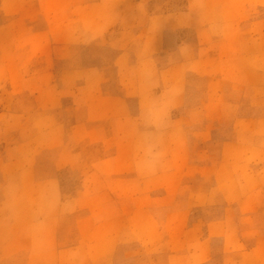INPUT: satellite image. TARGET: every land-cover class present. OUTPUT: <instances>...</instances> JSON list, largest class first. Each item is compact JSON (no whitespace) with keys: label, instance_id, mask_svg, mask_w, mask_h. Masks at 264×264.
I'll return each mask as SVG.
<instances>
[{"label":"crops","instance_id":"0c3cea01","mask_svg":"<svg viewBox=\"0 0 264 264\" xmlns=\"http://www.w3.org/2000/svg\"><path fill=\"white\" fill-rule=\"evenodd\" d=\"M260 8H264V0H186L181 10L149 15L135 66L128 63L126 51L114 60L124 94L102 90L106 80L102 73L93 96L99 103L88 99L84 104L87 112L119 120L125 118V108L128 111L123 104L126 98H136L140 109L150 110V97H156L158 109L185 108L191 74L210 78V96L184 115L143 120L142 129L146 125L147 133L141 130L120 136L125 143L120 140L114 154L101 159L93 170L96 176V172L109 173L108 185L102 184L110 189L104 197L108 207L104 206L103 214L94 209L77 213L75 228L63 237L60 184L54 178L37 181V150L13 145L8 161L12 165L22 162L16 173L23 178L20 183H0V187L13 188L0 198V260L6 257L4 260L13 259L16 264L25 254L22 264H117L119 244L134 242L136 246L126 257L128 264H212L217 256H222L221 264H264V197L258 195L264 188V98L260 95L264 93V21L254 14ZM168 28H193L195 43L183 41L168 52L163 45ZM158 54L173 60L158 66ZM209 55L216 59L215 74ZM121 60L126 69L132 66L124 75ZM123 76L134 79L131 86ZM228 85L258 94L250 99L251 113H240L237 102L230 135L219 146L220 160L197 163L190 154L187 126L201 125L199 131L210 128L198 132L204 136L202 140H208L220 118L217 111L229 106L214 100L212 93L225 95ZM85 87H77L76 94L81 95ZM45 130L50 133L52 128ZM135 140H152L154 145L147 150L142 142L141 150L134 152L127 143ZM207 180L212 183L204 188ZM117 182L125 193L121 202L128 203L132 211L127 214L134 223V229L124 230L121 238L115 231L117 211L113 208L117 195L112 189ZM94 186L101 187V183ZM80 193L76 191L72 200H79ZM6 203L10 211L5 210ZM93 203L100 204L97 195ZM194 208L204 212L195 215ZM87 219H91L89 224Z\"/></svg>","mask_w":264,"mask_h":264},{"label":"rangeland","instance_id":"374dc122","mask_svg":"<svg viewBox=\"0 0 264 264\" xmlns=\"http://www.w3.org/2000/svg\"><path fill=\"white\" fill-rule=\"evenodd\" d=\"M185 7L186 0H0V183H20L23 178H18L16 173L17 165L22 162L12 165L8 161L13 145L20 150L36 149V180L47 182L54 178L60 184V198L64 201L61 213L65 214L60 225V237L75 228L77 213L88 214L94 209L103 214L104 206L108 207V200L104 197L110 189L102 184L108 185L109 177L106 176L109 173L96 172V176L93 170L101 159L114 154L120 140L125 143L120 136L141 130L147 133L149 129L146 125L142 129L143 120L165 114L184 115L185 110L201 105L210 96V78L191 74L187 78L185 108L176 110L166 106L158 109L154 106L156 97H150L148 102L152 109L145 110L139 108L136 98H126L123 104L126 103L128 111L125 108V118L117 120L109 115L93 117L84 107L88 99L99 103L98 98L93 100V96L96 84L103 79L102 73L106 77L102 90L124 94L119 87L121 84L114 60L120 52L126 51L128 63L135 66L149 15ZM254 14L264 21V8L256 9ZM261 33L264 41V22ZM163 39L164 49L168 52L180 42L194 44L196 41L193 28L165 29ZM208 59L211 72L215 74L216 59L213 55H209ZM172 60L171 56H156L158 66H165ZM125 63L121 60V75L132 69V66L126 69ZM75 69L82 72H72ZM96 71L101 75H95ZM122 80L128 86L134 81L124 76ZM79 86H86L81 95L75 91ZM227 89L225 95L220 91L212 93L214 100L229 106L225 109L220 107L217 111L220 118L216 120L208 140H202L204 136H198V132H206L210 128L199 131L201 125L187 126L190 154L197 163L210 164L220 160L219 146L230 135L232 119L237 114V102L241 106L240 113H251L250 99L257 93L240 91L234 85L226 86ZM260 95L264 98V93ZM49 127L52 128L50 133L45 130ZM150 127H153L152 123ZM44 132L47 134L42 135ZM142 142L147 150L154 145L152 140H135L127 145L138 152ZM67 162L71 166H64ZM99 183L101 187L94 186ZM210 183L212 181L207 180L203 187H208ZM120 187L117 182L112 189L117 195L113 208L117 211L115 231L119 238L125 234L124 230L134 229L132 218L127 214L132 210L128 203L124 205L121 202L125 193ZM79 190L82 191L79 200H72ZM12 192V185L0 187V198ZM39 194L42 195L41 192ZM259 194L264 197V188ZM94 195H97L100 204L94 205ZM9 201H12L11 197ZM9 207L10 204L6 203L5 210L10 211ZM194 211L195 215L204 212L200 208H194ZM88 220L91 219L86 220L87 224ZM105 227L108 229V224ZM119 245L116 263L128 264L126 257L136 244L128 242ZM4 259L0 260V264L14 262L13 259ZM24 260L25 254H21L15 263L22 264ZM221 263L222 256H217L212 264Z\"/></svg>","mask_w":264,"mask_h":264}]
</instances>
